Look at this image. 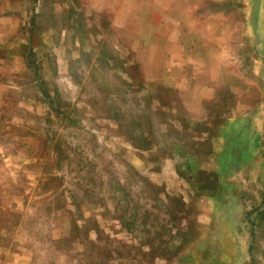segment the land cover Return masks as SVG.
Segmentation results:
<instances>
[{
    "label": "rangeland",
    "instance_id": "374dc122",
    "mask_svg": "<svg viewBox=\"0 0 264 264\" xmlns=\"http://www.w3.org/2000/svg\"><path fill=\"white\" fill-rule=\"evenodd\" d=\"M0 264H264V0H0Z\"/></svg>",
    "mask_w": 264,
    "mask_h": 264
}]
</instances>
